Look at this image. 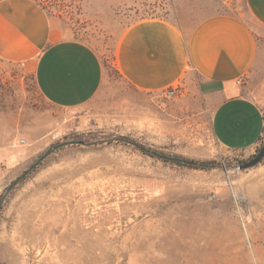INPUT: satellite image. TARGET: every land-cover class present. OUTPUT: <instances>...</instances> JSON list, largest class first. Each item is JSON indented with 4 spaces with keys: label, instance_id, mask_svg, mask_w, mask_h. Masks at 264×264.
I'll return each mask as SVG.
<instances>
[{
    "label": "rangeland",
    "instance_id": "obj_1",
    "mask_svg": "<svg viewBox=\"0 0 264 264\" xmlns=\"http://www.w3.org/2000/svg\"><path fill=\"white\" fill-rule=\"evenodd\" d=\"M35 1L101 55L106 78L85 106L58 108L32 71L0 58V195L49 147L84 142L52 153L8 194L0 264H264V160L238 168L253 155L220 148L194 86L141 92L115 67L117 40L134 21L191 22L228 4ZM123 137L208 167L165 162Z\"/></svg>",
    "mask_w": 264,
    "mask_h": 264
},
{
    "label": "crops",
    "instance_id": "obj_2",
    "mask_svg": "<svg viewBox=\"0 0 264 264\" xmlns=\"http://www.w3.org/2000/svg\"><path fill=\"white\" fill-rule=\"evenodd\" d=\"M0 58L32 71L42 96L58 108L85 106L105 83L101 55L68 36L35 0H0ZM115 67L141 92L194 86L221 149L254 156L261 148L264 0H232L191 22L136 20L117 40Z\"/></svg>",
    "mask_w": 264,
    "mask_h": 264
},
{
    "label": "water",
    "instance_id": "obj_3",
    "mask_svg": "<svg viewBox=\"0 0 264 264\" xmlns=\"http://www.w3.org/2000/svg\"><path fill=\"white\" fill-rule=\"evenodd\" d=\"M76 144L75 141H65V142H60L58 144H55L51 147H49L45 152H43L32 164L31 166L25 170L18 178H16L8 187L6 190L5 195L3 196L2 200L0 201V212L3 207V203L8 196V194L22 181L24 180L28 175H30L34 170H36L55 150H58L62 147ZM149 153L152 154L153 156H156L160 159L167 160V161H173V162H179V163H186V164H191L189 160L179 158V157H174V156H168L156 151H151L149 150ZM264 159V142L261 146V148L257 151V153L252 157L251 160L240 164L238 168L240 170H248L253 167H256L259 165Z\"/></svg>",
    "mask_w": 264,
    "mask_h": 264
},
{
    "label": "trees",
    "instance_id": "obj_4",
    "mask_svg": "<svg viewBox=\"0 0 264 264\" xmlns=\"http://www.w3.org/2000/svg\"><path fill=\"white\" fill-rule=\"evenodd\" d=\"M68 141V140H67ZM72 141H75L76 142V144H72V145H82V144H84V142H81V141H76V140H72ZM63 142H65V141H63ZM114 142V140H101L99 143H97V144H102V143H113ZM117 142H119V143H122V144H125V145H134V146H137V147H139V149L142 151V152H146V153H149V149H146L144 146H139L137 143H135V142H133V141H130L128 138H126V137H123V138H120ZM263 142H264V138H263V140H262V142H261V146H262V144H263ZM91 145H94V144H91ZM68 146H70V145H68ZM66 147V146H65ZM62 148H64V147H62ZM61 149V148H60ZM55 151H57V150H55ZM55 151H53V153L55 152ZM152 151V150H151ZM152 155V154H151ZM153 156V155H152ZM156 157V156H155ZM183 159H185V158H183ZM252 158H250V159H248V160H246V161H240L239 163H245V162H247V161H249V160H251ZM163 160V159H162ZM186 160H188V159H186ZM264 160V159H263ZM163 161H165V162H172V163H175V164H178V165H185V166H188V167H192V168H196V167H199V168H202V169H205L206 167H208L207 165H208V163H206V162H196V161H192V160H189L190 162H191V164H186V163H179V162H173V161H167V160H163ZM7 190V189H6ZM6 193V192H5ZM5 193L4 194H2V195H0V201L2 200V198H3V196L5 195Z\"/></svg>",
    "mask_w": 264,
    "mask_h": 264
},
{
    "label": "built area",
    "instance_id": "obj_5",
    "mask_svg": "<svg viewBox=\"0 0 264 264\" xmlns=\"http://www.w3.org/2000/svg\"><path fill=\"white\" fill-rule=\"evenodd\" d=\"M231 1H232V0H223V2H224L225 4H228V3H230ZM237 83H238L239 85H241V84L243 83V80L240 79V80L237 81ZM173 89H174V88L168 90V94H169V95H173V94H174V90H173ZM22 143H25V141H22Z\"/></svg>",
    "mask_w": 264,
    "mask_h": 264
}]
</instances>
